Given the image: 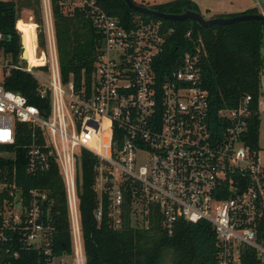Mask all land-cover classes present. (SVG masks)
<instances>
[{"label": "built area", "instance_id": "built-area-1", "mask_svg": "<svg viewBox=\"0 0 264 264\" xmlns=\"http://www.w3.org/2000/svg\"><path fill=\"white\" fill-rule=\"evenodd\" d=\"M63 3L86 12L103 36L92 75L78 88L73 79L64 82L51 0H44L48 61L44 53L40 65L28 59L25 67L0 65L5 78L13 69L34 74L41 93L51 92V113L42 117L36 105L3 81L0 144H15L17 122L26 123L33 129L25 153L28 172L47 171L53 163L59 168L74 264H87L79 204L84 149L95 159L99 222L106 208L111 226L121 229L127 205L133 220L149 228L159 217L168 234L179 220L207 221L217 235L216 264H264V150L246 144L252 96L219 110L223 129L215 134L209 93L202 85L201 45L161 75L157 65L173 27L139 15L125 25L97 0ZM4 38L0 31V41ZM52 201L47 190L25 189L15 171L0 168V264H14L20 257L17 246L43 253L48 263L67 264L50 247Z\"/></svg>", "mask_w": 264, "mask_h": 264}, {"label": "trees", "instance_id": "trees-1", "mask_svg": "<svg viewBox=\"0 0 264 264\" xmlns=\"http://www.w3.org/2000/svg\"><path fill=\"white\" fill-rule=\"evenodd\" d=\"M109 13L118 16L122 23L129 25L135 15L148 20H161L166 27L174 31L167 35L160 53L158 69L161 75L176 66L177 61L189 51H195L201 45L202 85L209 93V123L215 134L221 132L222 119L219 110L238 106L246 95L252 96L251 113L248 121L246 144L258 148L260 114L258 102L262 94V76L264 54L261 51L264 37V21H240L227 25L202 27L198 23L186 20L177 21L159 19L130 8L124 0H97ZM138 3V2H137ZM139 4L154 9L178 13L184 6L200 11L191 0H170L158 4ZM55 22L57 51L64 82L73 79L78 87L88 81L95 68V62L103 45V36L95 27L92 18L84 11L63 5V0H51ZM32 10L36 22L39 46L45 48L42 30L43 16L41 0H0V31L5 38L0 41L5 55H11L16 61L22 56V40L27 36L19 29V10ZM201 12V11H200ZM250 8L242 13H258ZM237 14L214 15L211 17L234 16ZM19 20V21H18ZM18 22V23H17ZM22 31V29H21ZM30 43V42H29ZM34 44L31 41V46ZM28 47V46H27ZM25 52V51H24ZM32 52V54H31ZM26 54V53H25ZM30 54H37L36 47ZM37 57V65L44 57ZM47 71V66L40 67ZM5 86L25 95L28 101L36 105L42 117L51 113V92L41 93L38 78L27 71L13 69L4 80ZM33 129L26 123L17 122L15 144H0V150L9 152L0 155V168L8 174L16 172L18 183L25 189L41 188L49 192L51 203L50 223L54 227L50 247L54 256L72 254V236L68 218V205L65 184L59 168L54 163L51 169L33 174L28 172V160L25 153L32 141ZM82 178L79 184V204L82 214L83 241L87 264H216L217 235L211 223H198L179 220L172 234L162 229L159 217L153 218L146 228L132 217L131 206L127 205L124 225L114 229L105 208L103 219L99 222L95 212L99 199L95 187V159L88 150L82 151ZM106 207V202H105ZM20 257L14 264H53L48 263L43 253L26 250L17 246ZM52 260V258H51Z\"/></svg>", "mask_w": 264, "mask_h": 264}, {"label": "rangeland", "instance_id": "rangeland-1", "mask_svg": "<svg viewBox=\"0 0 264 264\" xmlns=\"http://www.w3.org/2000/svg\"><path fill=\"white\" fill-rule=\"evenodd\" d=\"M136 2H144L147 4H158V3H163L166 1L170 0H135ZM198 3H200L201 11L202 13L207 17H211V14H214L216 12H223V11H230V9H245L247 6L250 8H256L259 11H264V0H196ZM64 6L69 7L67 4L63 3ZM207 8H211L214 10H207ZM240 11V10H238ZM41 13H42V18H46V13L44 9V0H41ZM19 16H20V26L22 29V32L26 34L27 38L25 39L26 41L23 42L22 40V48L23 45L25 49H23L25 52L24 57L29 60V63L31 64L32 61V52L30 54L31 49L36 47V53L39 55V58H42L41 56L45 53L47 56V61L49 59V54H50V49L47 45H45V48H41L39 46L38 42V35L37 32H35V27L36 24L37 29L40 28V24L36 22V17L35 14L32 10L29 9H21L19 10ZM18 20V21H19ZM42 27V26H41ZM20 29V30H21ZM34 35L36 37V42L34 41ZM37 35V36H36ZM22 37V35H21ZM31 41L34 42L31 46ZM30 42V43H29ZM28 46V47H27ZM45 50V52H44ZM261 51L264 54V37L262 39V46H261ZM26 53V54H25ZM37 54H35L37 56ZM23 58L22 56L19 57L16 61L11 55H4L1 54L0 56V62L3 64L4 62L6 63H11V64H18L20 66L25 67L27 65V60ZM37 70H40L38 68ZM43 70V69H42ZM264 71V70H263ZM44 75L48 76L49 72L46 70L42 72ZM5 78V69L3 68L2 65H0V83H3ZM260 103L261 106L259 108V114H260V125H259V137H258V144L259 147L264 150V72L262 76V94L260 96ZM9 152L6 151H1L0 150V155H8ZM65 258L67 259V264H74V259L71 254H66Z\"/></svg>", "mask_w": 264, "mask_h": 264}, {"label": "water", "instance_id": "water-1", "mask_svg": "<svg viewBox=\"0 0 264 264\" xmlns=\"http://www.w3.org/2000/svg\"><path fill=\"white\" fill-rule=\"evenodd\" d=\"M126 4L140 12L149 14L159 19H169L177 21H186L190 20L198 23L202 27H208L211 25H227L234 24L240 21H250V20H262L264 21V13H242L234 16H220V17H206L202 12L194 10L188 6H184L181 12L178 13H169L163 12L157 9H154L150 6H145L137 3L135 0H124Z\"/></svg>", "mask_w": 264, "mask_h": 264}, {"label": "crops", "instance_id": "crops-1", "mask_svg": "<svg viewBox=\"0 0 264 264\" xmlns=\"http://www.w3.org/2000/svg\"><path fill=\"white\" fill-rule=\"evenodd\" d=\"M194 4H196L198 7H199V9H200V11H201V7H200V3H198L196 0H191ZM144 3V2H143ZM211 8H207V10L209 11ZM247 9H250V7H246L244 10L243 9H230V11L228 10V11H223V12H216V13H214V14H211L210 16H214V15H222V14H224V15H227V14H238V13H240V12H243V11H245V10H247ZM211 10H214V9H211ZM238 10H240V11H238ZM259 11V10H258ZM202 12V11H201ZM259 12H262V13H264V11H259ZM208 17V16H207ZM260 106H261V103H260V105H259V108H260Z\"/></svg>", "mask_w": 264, "mask_h": 264}, {"label": "bare ground", "instance_id": "bare-ground-1", "mask_svg": "<svg viewBox=\"0 0 264 264\" xmlns=\"http://www.w3.org/2000/svg\"><path fill=\"white\" fill-rule=\"evenodd\" d=\"M34 39H35V35H34ZM34 41H35V40H34ZM23 47H24V45H23ZM24 49H25V47H24ZM23 52H24V50H23ZM22 57L25 58V57H24V53H22ZM25 59H26V58H25ZM31 65H32V66H36V65H37V57H36L35 54L32 55Z\"/></svg>", "mask_w": 264, "mask_h": 264}]
</instances>
